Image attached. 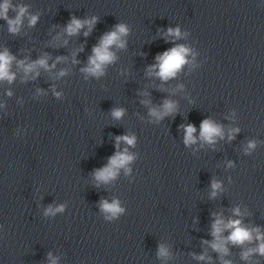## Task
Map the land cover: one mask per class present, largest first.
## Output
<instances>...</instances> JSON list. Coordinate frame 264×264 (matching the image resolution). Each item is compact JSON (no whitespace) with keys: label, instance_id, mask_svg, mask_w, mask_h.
<instances>
[{"label":"water","instance_id":"95a60500","mask_svg":"<svg viewBox=\"0 0 264 264\" xmlns=\"http://www.w3.org/2000/svg\"><path fill=\"white\" fill-rule=\"evenodd\" d=\"M9 3V19L20 6L27 13L16 33L0 18V52L14 57V79L0 80V264H264L257 252L242 258L260 242L233 244L230 229L220 234L227 254L211 246L218 218L264 234V0ZM92 17L87 36V26L66 32L73 18ZM117 24L129 29L125 47L112 46L103 75L82 71ZM177 45L189 52L176 76L150 74L157 55ZM41 58L47 69L26 74L19 65ZM166 100L175 111L157 120L150 110L162 112ZM205 119L223 132L211 144L200 139ZM188 124L196 142L186 145ZM123 135L135 144L117 146ZM125 149L127 170L98 182L95 172ZM103 200L123 212L109 218Z\"/></svg>","mask_w":264,"mask_h":264},{"label":"clouds","instance_id":"9594fccd","mask_svg":"<svg viewBox=\"0 0 264 264\" xmlns=\"http://www.w3.org/2000/svg\"><path fill=\"white\" fill-rule=\"evenodd\" d=\"M10 7L9 0H4V3L0 5V18L7 20L9 25V31L16 33L19 31V28L22 24L23 18L27 13V8L25 6H20L18 14L15 19H9L7 16L8 9ZM96 17L91 19L80 20L73 18L71 22L66 27V32L69 35H75L80 32L85 26L88 27V32H85L84 35L87 36L91 31L92 27L96 23ZM37 21L36 16L29 17V24L34 25ZM129 29L124 24H117L113 31L106 33L100 40L99 44L94 46L92 49V55L88 59V66L82 71L93 75L101 76L104 74V68L106 65L112 63L116 56L110 50L112 46L118 48L125 47V41L122 39L123 36H126ZM167 34L169 36H174L179 38L181 33L179 28H169ZM189 49L183 45H177L171 49L164 51L162 54L157 55L156 60L157 64L150 66L149 73L151 74L155 69V74L162 80H168L169 78L175 77L177 72L180 71L182 66L187 63V54ZM75 55V54H74ZM14 57L9 54L7 50L0 52V80H8L11 82L14 79V74L10 72V65ZM59 59V58H58ZM20 67L23 68L24 72L27 74L34 71L38 66L48 68L47 58H41L33 63L25 64L24 61L19 62ZM55 65H53L54 67ZM38 74V73H37ZM60 75H64L62 71ZM11 93H9L10 95ZM59 95V93H57ZM176 105L172 101H165L163 104V111H158L153 108L150 110V115L155 117L157 120L162 119L165 115H168L175 111ZM124 114L123 109H113L112 116L115 119H120ZM184 127L185 136L184 143L192 144L196 142V137L194 133L196 132V127L192 124H188ZM234 131L238 132L239 129ZM223 137L222 129L219 125L213 123L209 119H205L200 124V139L211 144L214 143L216 137ZM230 139L233 138L231 135ZM135 136L123 135L117 136L116 142L117 146L121 141L125 142L128 145L135 144ZM255 147L254 142H249L248 148L252 149ZM133 159V156L128 154L127 149L123 152H116L112 157L109 158V163L102 169H98L95 172V178L98 182L108 183L110 180L114 179L120 168H125L127 170L128 163ZM231 166V164L229 165ZM212 187V196L216 195L217 190L221 189V185L217 181H213L211 184ZM64 206L61 205L55 209L51 206L46 210L45 215H55L56 212H62ZM101 210L107 214H110L109 218L115 217L123 212V209L119 205L118 200H113L109 203L107 200L101 201ZM235 214L239 215V209H235ZM225 229H230L231 233L227 237V241H230L233 244L242 245L246 241L251 242L254 238L259 241L258 247L254 249H249L243 253V259H248V257L257 252L261 255H264V234L260 233V230L257 229H248L242 226L240 220H229L227 223L223 219L218 218L213 224V236L216 237V241L211 245L214 250L221 254H227L228 249L225 247L226 241L221 238L220 234ZM255 233V237L253 236ZM160 256H167V250L161 246L159 249ZM200 259H204L203 256ZM54 264V262H53ZM224 264H230V262L225 261Z\"/></svg>","mask_w":264,"mask_h":264}]
</instances>
